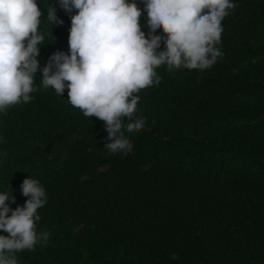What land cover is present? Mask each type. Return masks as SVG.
Wrapping results in <instances>:
<instances>
[{"label": "trees", "instance_id": "obj_1", "mask_svg": "<svg viewBox=\"0 0 264 264\" xmlns=\"http://www.w3.org/2000/svg\"><path fill=\"white\" fill-rule=\"evenodd\" d=\"M134 2L147 36L145 0ZM232 2L217 63L161 66L160 83L138 93L145 127L124 132L127 156L103 148L104 122L73 107L67 88L42 86L39 64L33 99L0 113V192L13 210L26 178L47 195L36 224L48 241L18 264H264V0ZM37 3L40 50L70 54L76 10ZM50 5L63 24L47 19Z\"/></svg>", "mask_w": 264, "mask_h": 264}, {"label": "clouds", "instance_id": "obj_2", "mask_svg": "<svg viewBox=\"0 0 264 264\" xmlns=\"http://www.w3.org/2000/svg\"><path fill=\"white\" fill-rule=\"evenodd\" d=\"M59 4L67 13L76 10L71 16L70 54L40 50L45 37L39 31L43 13L37 0H0V113L33 99L34 75L39 64L48 62L42 69V86L59 96L67 88L73 107L104 122L108 142L103 148L124 156L133 150L124 132L145 127V118L136 116L138 93L160 83L156 69H210L223 56L217 47L222 21L237 7L232 0H145L146 36L140 24L142 10L134 0ZM47 19L63 24L51 5ZM158 29L165 35H154ZM162 42L165 50L158 51ZM20 188L28 199L14 210L8 201L15 203V197L0 192V231L8 233L0 235V264H18L17 253L32 251L49 238L36 224L38 209L47 203L45 188L33 178L24 179Z\"/></svg>", "mask_w": 264, "mask_h": 264}]
</instances>
